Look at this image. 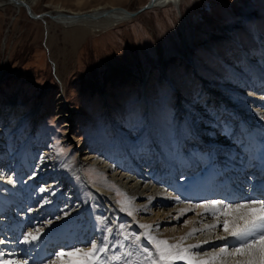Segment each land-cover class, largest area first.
Segmentation results:
<instances>
[{"label":"rangeland","instance_id":"obj_1","mask_svg":"<svg viewBox=\"0 0 264 264\" xmlns=\"http://www.w3.org/2000/svg\"><path fill=\"white\" fill-rule=\"evenodd\" d=\"M147 1L36 0L33 11L35 14L53 12L59 7L71 11L87 10L94 5L105 4L131 12ZM247 11H250V18L262 39H255L246 30L244 12ZM234 30L238 33L240 45L228 37L227 33ZM50 36L59 68L64 54L70 53L63 79L66 106L72 113L71 127H63L67 118L60 117L62 115L56 110L61 88L47 49L44 23L28 16L24 8L16 12L9 6L0 7V101L18 100L25 102V112L35 110L27 129L33 132L29 133L34 138L41 140L37 150H44L42 144L45 141L53 144L44 161L48 168L68 159L72 160V166L82 161L84 179L118 195L117 202L123 206L127 198L123 188L112 180L109 173L93 166L90 156L103 161L104 157L115 154L114 149L119 144V138L113 134L117 121L131 122L132 119L137 123L148 113L152 129L167 141L176 136L179 126H183L186 132L198 128L201 123L192 120V115L196 114L191 113L194 109L197 112L209 109L213 116L221 117L213 113L215 107L219 108L215 112L217 114L221 112L220 108L226 111V103H230V99L224 96L231 85L227 80L226 64L240 62L246 51L254 53L263 47L264 0H180L177 4L144 10L112 28L91 31L73 48L60 25L51 27ZM215 90L217 92L212 95L216 96L217 103L211 107L208 91ZM223 90L224 95H221ZM201 93L204 94L202 97ZM200 97L202 100H198ZM177 101L187 107V114L179 119L173 118ZM189 113L191 115L187 116ZM226 116L224 113L221 121L228 122ZM58 173L63 178L66 172L63 169ZM148 173L151 171L145 175L141 172L139 182L147 179V184H151L148 179L151 174ZM80 181V175L65 179L64 194L77 188ZM93 196L92 191L85 187L79 200L81 206L86 205L81 212L90 211L86 220L92 219L94 224L89 231L90 241L101 237L97 232L100 224L95 219ZM1 204L4 205L2 201ZM69 221L63 224L60 247L52 250L48 257L42 258L41 254L51 236L31 241L28 246L21 243L22 238L21 241L16 240L20 242L16 243L21 244V250L19 247L11 248L3 241L0 244V253L4 254L2 258L16 260L19 264L25 258H31L28 262L32 264H49L58 251H70L71 245L84 247L78 239L88 222L79 227V220ZM87 234L84 232V236ZM15 252H22L25 257L14 255ZM34 255L36 260H32Z\"/></svg>","mask_w":264,"mask_h":264},{"label":"bare ground","instance_id":"obj_2","mask_svg":"<svg viewBox=\"0 0 264 264\" xmlns=\"http://www.w3.org/2000/svg\"><path fill=\"white\" fill-rule=\"evenodd\" d=\"M150 1L148 0L147 3ZM179 1L153 0L154 6L151 8L177 4ZM35 3L36 0H0V7L9 6L18 12L23 8L26 10L24 6L26 5L31 13L36 15L33 11ZM45 13L47 15L39 19L45 26L47 49L61 88L56 110L62 115L60 117L67 118L63 127H71L72 113L66 106L63 79L70 53L64 54V61L59 68L54 49L51 47V27L60 25L64 37L71 41L73 48L89 32L112 28L131 18L128 17L129 11L126 9L108 7L105 4L75 11L59 7L53 12ZM250 15V11L244 12L245 24H247L245 28L255 39H262L263 36L257 33ZM227 34L232 41L238 43L239 36L235 30ZM243 58L242 61L234 62L232 65L226 64L227 80L231 85L226 89L228 92L224 95L223 90L221 95L226 96L227 100L230 99V103H226V111L220 108L221 112L217 114L215 112L219 111V108L215 107L213 113L221 117L213 116L209 109L200 111L202 114L194 109L190 112L196 113L192 115V120L201 123L198 124V128L193 130L191 128L189 132L184 130L183 134L178 132L172 140L167 141L152 129L153 124L148 113L137 123L132 119L131 122L122 120L114 123L113 134L119 138V144L114 149L115 154L104 157L103 161H99L100 159L94 156H90L89 160L93 158L91 161L93 166L109 173L112 180L123 188L127 195L123 206L117 202L118 195H114L104 187L89 184L84 179L82 161L72 166V160L68 159L48 168L44 161L53 149V144L45 141L42 144L44 150H37L41 140L34 138L33 132L27 129L29 119L35 114V110L25 112V102L18 100L0 101V241H5L7 245L15 247L14 249L21 250L22 246L18 241H21V238L23 240L24 234L28 232L36 234L38 230L43 229L39 232L38 239L51 236V241L47 243L48 248L45 247L44 250L45 257H48L52 250L60 247L59 239L62 236V228H65V221L70 220L69 222L72 223L79 220L77 221L79 227L88 222L84 231L88 234L84 236L83 232L79 239L77 238L79 244H89L91 242L89 231L94 224L91 223L92 219L86 220L90 211L81 212L86 205L81 206L79 201L85 187L94 195L92 201L95 219L100 224L97 232L101 233V237L109 235L110 243L115 239H122L119 235L121 232L130 234L129 241L125 242L129 246L132 245L131 240L136 235L145 231L140 227L142 224L152 225L150 232L157 238L166 239L169 243H177L193 229H204L206 224L215 222L210 213L196 208L197 204L216 198L239 203L248 196L264 194L260 191L263 189L262 185L256 188L252 185V190H249L252 181L264 178V126H262L264 125V43L259 51L254 53L246 51ZM208 92L210 93L208 97L211 96L209 105L211 104L212 107L217 103L214 99L216 96L212 94L217 91ZM203 95L201 93V97ZM201 97L198 100H202ZM201 107L197 108L202 110L204 104ZM186 108V105L182 106L177 101L173 118H183V115L187 114ZM224 113L228 122L221 121ZM125 129L126 133H124ZM146 145L152 148H147ZM129 150L134 152L130 154ZM87 158L83 159L87 160ZM168 165L170 169L164 174L162 169ZM63 169L66 173L61 178L58 171ZM149 171L151 173L148 174H151L152 178L148 179L151 180V184H147V179L139 182L138 177H142L140 172L145 175ZM79 175L81 181L77 183V188L64 194L66 188H63V181ZM154 177L157 178L153 179ZM246 186L247 190L242 191L241 189ZM223 192H226L224 196H222ZM122 208L131 211L132 215L129 216L127 211L121 210ZM198 213L203 214L198 215ZM220 219L221 224L217 228L198 231L192 236H187L183 241L184 246L208 240L210 243L202 244V249L209 252L218 251L219 246L224 244V241L216 239L217 236L224 234L223 217ZM82 220L84 222L81 223ZM108 229L113 230L111 234L108 233ZM139 243L151 247L143 238ZM115 251L116 249H110L109 255ZM16 254L25 257L22 252H15L14 255ZM32 257V260H36L35 255ZM25 259L20 264L25 262L32 264L28 262L31 258ZM174 264H184V262L176 261Z\"/></svg>","mask_w":264,"mask_h":264},{"label":"snow or ice","instance_id":"obj_3","mask_svg":"<svg viewBox=\"0 0 264 264\" xmlns=\"http://www.w3.org/2000/svg\"><path fill=\"white\" fill-rule=\"evenodd\" d=\"M196 208L210 213L215 222L206 224L204 229H193L177 243L157 238L150 232L152 225L142 224L140 227L145 231L134 237L131 246L125 243L129 241L130 234L121 232L119 235L122 239H115L111 243L109 235H102L100 240L86 243L84 247L71 245L70 251L61 250L54 253L51 264H174L176 261H183L184 264H264V194L248 196L239 203H225L223 200L213 199L197 204ZM121 210L127 211L129 216L132 215L126 208ZM221 217L224 234L216 239L224 241V244L219 246L218 251L209 252L202 249V244L210 243L208 240L184 246L183 241L187 236L217 228L221 224ZM40 231L43 229L38 230L36 234H24L21 243L28 244L37 240ZM107 231L111 234L113 230ZM141 238L151 247L142 246L139 243ZM110 249L116 251L109 255ZM197 249L200 251H195ZM3 256L4 254L0 253V264H19L16 260L3 259ZM65 257L68 259L65 260Z\"/></svg>","mask_w":264,"mask_h":264},{"label":"water","instance_id":"obj_4","mask_svg":"<svg viewBox=\"0 0 264 264\" xmlns=\"http://www.w3.org/2000/svg\"><path fill=\"white\" fill-rule=\"evenodd\" d=\"M25 8H26V11H27V14L30 16V17H33V18H36V19H39L43 16H46L47 13H38L36 15H33L30 11V9L24 5ZM152 6H154L153 4V0H151L149 3L143 5L142 7H140L139 9L135 10V11H131L128 13V17L129 18H132V17H135L136 15H138L139 13L143 12L144 10H147V9H150Z\"/></svg>","mask_w":264,"mask_h":264}]
</instances>
